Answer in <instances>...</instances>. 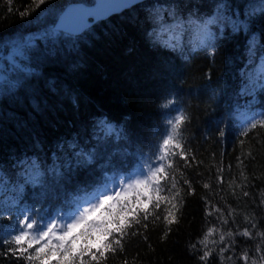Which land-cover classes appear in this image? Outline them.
Segmentation results:
<instances>
[{"label":"trees","instance_id":"obj_1","mask_svg":"<svg viewBox=\"0 0 264 264\" xmlns=\"http://www.w3.org/2000/svg\"><path fill=\"white\" fill-rule=\"evenodd\" d=\"M73 1L94 0H46L39 7L36 0H0V56L10 53L0 68V172L9 181L0 190V240L23 211L45 219L70 214L74 201L105 178L156 160L168 120L182 111L179 142L187 161L169 156L165 190L149 191L160 207L147 204L144 219L142 203L129 217L122 249L113 244L100 264H264V128L241 135L253 115L264 113L260 0H144L70 34L55 23ZM220 3L231 6L223 16L245 28L234 32L218 22L205 40L191 22L211 18ZM175 21L182 27L172 48L162 29ZM80 150L92 154L91 163H76L70 153ZM172 151L180 150L170 145ZM33 159L42 176L25 184L19 162ZM54 166L61 176H53ZM13 247L0 242V264H29Z\"/></svg>","mask_w":264,"mask_h":264},{"label":"snow or ice","instance_id":"obj_2","mask_svg":"<svg viewBox=\"0 0 264 264\" xmlns=\"http://www.w3.org/2000/svg\"><path fill=\"white\" fill-rule=\"evenodd\" d=\"M117 6L127 5L131 7L136 3V0H114ZM46 3V0H36V6L39 7ZM231 7L226 3H220L217 5V11L211 18L204 20L202 23L191 22L195 24L197 30L203 34L205 40L213 38V33L209 30L210 26L217 24L218 22L227 21L232 26L234 32L243 30L245 24L240 19H230L223 16V10ZM261 13H264V0H260L258 5ZM93 15L88 11H83L79 17V27L86 26L85 17ZM233 16H237V13H233ZM247 15H252L248 13ZM67 25L62 21L60 27L64 28ZM182 27L180 21H175L171 26V29L164 27L162 30L169 33V41L166 42V46L176 48L179 47V35L176 31ZM175 40L176 43H172ZM205 40H201L204 43ZM255 44V38L250 43V50ZM3 77L0 76V82ZM258 83L262 89H264V57H262V65L258 74ZM169 103H172L169 101ZM187 120V116L178 111V114L172 119L168 120V130L158 146L156 153V160L154 163H149L145 169L135 175L121 176L112 181H108L105 178L104 182L99 187L94 188L91 192H86L82 197L74 201V208L70 214H57L54 217L47 219H37L35 216L30 215L31 210H25L17 216L16 221L11 226V230L7 232L0 242L12 243L16 247L10 248L9 251L13 255H19L24 257L29 264L37 262V264H100V261L105 258V252L108 250L115 251L112 247L113 244L119 246L122 249L120 243L126 234V228L130 227L129 217L138 215L140 206L143 203L145 205L143 211L145 213L144 219L148 218L147 204L155 203V208L160 207V199L157 197L154 202L149 195V191H155L157 193L164 191L165 186L161 185L160 181L168 179V173L165 171L166 167L171 168V160L169 156L179 155L181 159L187 161V154L183 151V146L179 142L181 139L180 128ZM257 126L264 128V113H260L258 116L253 117L247 121L241 135L247 136L248 132L255 129ZM106 131L109 134L116 133V129L112 126H106ZM173 149H179L176 151L168 152L169 146ZM74 147V146H70ZM77 157L76 163L88 164L91 163L92 154L85 153L83 150L70 153ZM167 162V163H166ZM242 163V161H241ZM21 171L19 172L20 178L25 184L32 183L35 185L40 182L42 172L40 170L39 162L36 160H21L19 162ZM67 169L71 171L72 162L66 161ZM54 177L62 175L59 167H53L50 170ZM163 174V175H160ZM219 182L223 183V177H219ZM175 177H172L171 187L175 188ZM185 183H188L185 181ZM9 181L7 177L0 172V190L7 187ZM143 188V192H137V188ZM204 187H208L207 184ZM18 191H23L22 185H16ZM179 193L177 192L176 195ZM248 195V193H244ZM135 196V200L132 197ZM144 196H148L145 201ZM175 207V205H173ZM217 211H219L217 209ZM169 215H172L169 212ZM159 219V217H156ZM167 219V217H166ZM175 221V216H172L168 223ZM135 223H140L138 218L135 219ZM226 223V221H225ZM253 227L255 225L253 224ZM213 230H209L211 234ZM231 236V233H228ZM244 236H251L247 230L243 232ZM260 236H264V233H259ZM207 236L205 237V240ZM221 241L224 236L221 235ZM204 243V241H201ZM195 247V246H193ZM30 249L34 251L30 252ZM223 251V249L221 250ZM257 252H259V246H257ZM211 253L206 251L201 260H205ZM88 257L86 260L85 257ZM264 258V257H262ZM244 260L247 261V255L244 256ZM255 264V261L252 262Z\"/></svg>","mask_w":264,"mask_h":264},{"label":"water","instance_id":"obj_3","mask_svg":"<svg viewBox=\"0 0 264 264\" xmlns=\"http://www.w3.org/2000/svg\"><path fill=\"white\" fill-rule=\"evenodd\" d=\"M142 1L144 0H136L135 4ZM127 8H129L127 5L117 6L114 0H94L92 3L73 1L68 3L61 11L56 20L55 28L70 34H80L89 28L94 22L105 19L112 14L121 12ZM83 11L91 12L93 15L85 17L86 26L80 28L79 17ZM62 21L65 23V25H67L64 28L60 27Z\"/></svg>","mask_w":264,"mask_h":264},{"label":"rangeland","instance_id":"obj_4","mask_svg":"<svg viewBox=\"0 0 264 264\" xmlns=\"http://www.w3.org/2000/svg\"><path fill=\"white\" fill-rule=\"evenodd\" d=\"M13 49V48H12ZM7 51V53H5L4 52V57L3 56H0V68L6 63V62H8V61H6V57H9L10 56V53H8L9 51L8 50H6ZM11 60H14V58H10V61ZM9 61V62H10ZM0 76H1V74H0ZM155 162V159H153V160H149L148 162H146L145 164H143V165H141V166H138L135 170H133L132 172H130V173H128V174H118V175H116V176H110L107 180L108 181H112V180H114V179H116V178H119V177H121V176H130V175H135V174H137V173H139L140 171H141V169H145L146 170V166L149 164V163H154ZM143 188L141 187V188H137L136 189V191L137 192H142L143 190H142ZM66 214V213H65ZM64 213L63 214H61V215H65ZM68 214V213H67ZM54 216H56V215H54ZM54 216H50V217H54ZM36 217V216H35ZM50 217H48V218H50ZM37 219H40V218H38V217H36ZM45 219V218H44ZM47 219V218H46Z\"/></svg>","mask_w":264,"mask_h":264}]
</instances>
